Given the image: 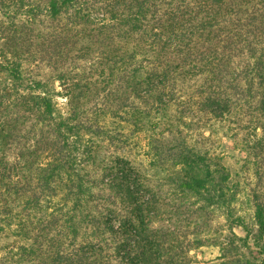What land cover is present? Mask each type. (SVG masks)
<instances>
[{
    "label": "trees",
    "instance_id": "16d2710c",
    "mask_svg": "<svg viewBox=\"0 0 264 264\" xmlns=\"http://www.w3.org/2000/svg\"><path fill=\"white\" fill-rule=\"evenodd\" d=\"M27 23L66 111L38 80L14 104L22 113L7 107ZM0 73V233L16 236L0 264H193L203 239L178 244L161 190L125 142L145 131L168 183L231 215V170L192 132L261 141L264 0H0ZM255 219L264 233L263 200Z\"/></svg>",
    "mask_w": 264,
    "mask_h": 264
},
{
    "label": "rangeland",
    "instance_id": "374dc122",
    "mask_svg": "<svg viewBox=\"0 0 264 264\" xmlns=\"http://www.w3.org/2000/svg\"><path fill=\"white\" fill-rule=\"evenodd\" d=\"M20 19L25 21V18ZM27 26L33 31L26 39L24 47L27 52L22 58L23 79L18 88L7 92L10 93L7 98L5 97L6 101L10 100L7 107L12 113L14 111L22 113L21 105L14 104L23 97L21 95L33 89L34 80H38L42 84V89L53 94L58 108L66 111V98L62 94L63 90L56 78L53 64L41 60L34 61V24L27 23ZM7 81H9L7 76L0 73V87ZM33 122L28 119L25 128L33 127ZM220 129L223 130L205 140L199 133L208 135L210 131L208 127L194 130L192 141L205 148L216 149L229 166L236 193L231 215L227 207L206 206L197 196L182 192L176 184L168 183L167 166L151 164V154L147 146L148 136L145 131L135 133L126 140L125 152L161 190L164 208L167 210L163 223L179 233L181 237L178 244L185 247L189 239L196 237L203 239L201 246L193 245L190 250L193 264H264V233H261L255 219L256 200L264 201V130L262 127L258 129L257 136L261 141L255 146L254 138L243 142L240 140L238 143L224 133L225 128ZM244 135L245 133L242 137ZM242 145L246 146L247 153L242 151ZM15 155L16 150H10V160H13ZM0 236V244L5 248L0 253L2 255L10 251L8 247L15 241L16 236L13 229L0 233ZM11 254L12 252L8 253L9 256Z\"/></svg>",
    "mask_w": 264,
    "mask_h": 264
}]
</instances>
